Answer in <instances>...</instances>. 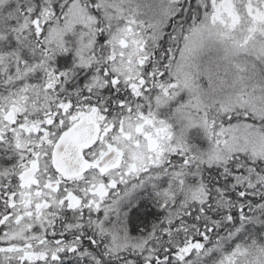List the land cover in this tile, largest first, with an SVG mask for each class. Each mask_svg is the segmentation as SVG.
Masks as SVG:
<instances>
[{"label":"snow or ice","instance_id":"6c2138e0","mask_svg":"<svg viewBox=\"0 0 264 264\" xmlns=\"http://www.w3.org/2000/svg\"><path fill=\"white\" fill-rule=\"evenodd\" d=\"M0 264H264V0H0Z\"/></svg>","mask_w":264,"mask_h":264}]
</instances>
